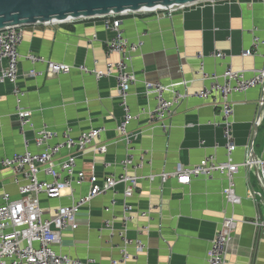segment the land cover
Segmentation results:
<instances>
[{
	"label": "crops",
	"instance_id": "crops-1",
	"mask_svg": "<svg viewBox=\"0 0 264 264\" xmlns=\"http://www.w3.org/2000/svg\"><path fill=\"white\" fill-rule=\"evenodd\" d=\"M120 18L125 37L142 42L132 56L130 69L135 82L127 97L129 112L135 117L127 131L136 134L133 163L127 173L138 178L137 186L127 199L123 186L118 185L82 207L76 215L77 228L64 230L55 248L71 257H91L96 264H109L112 258L119 257L115 245L122 242L116 233L124 225L127 235L143 245L139 253L135 243L128 246V252L135 255L133 264H207L210 241L225 213L232 209L223 195L225 177L219 173L211 177L199 175L181 184L172 177L162 182L160 175L179 165L202 164L208 156L215 162L226 160L221 112L211 98H201L197 93L210 85L211 75H220L227 65L246 71L264 67V44H258L254 55L241 54L251 47L254 36L264 40V0L206 1L170 13L128 14ZM24 31L18 46L21 58L16 86L23 93L18 104L30 112V125L20 130L15 94L11 85L0 84V159L21 153L25 147L31 152L40 150L34 144V135L43 127L58 135L69 130L75 138L91 128L105 129L96 143L106 145V152L88 151L76 159V170L84 173L85 181L73 184L60 198L40 196L45 215L52 216L58 206L68 205L87 193L92 175L102 180L109 173L123 172L120 162L128 146L116 128L124 113L113 78L97 79L78 69L67 74L32 76L31 70L43 71L45 65L31 63L24 55L31 52L51 61L102 70L116 55L106 53L104 42L111 33L99 17L27 25ZM216 51L224 53V58L213 56ZM145 81L173 85L172 89L183 95L167 118L166 131L149 125L146 112L155 105V98L144 93ZM184 81L185 85L181 83ZM172 95V91L164 93L169 99ZM262 97L263 84L229 95L234 162H242L250 148L262 154ZM72 152L61 151L56 162ZM234 183L241 203L233 211L241 222L234 231L225 264H264V237H259L250 223L258 209L248 197V188L260 191L259 185L254 173L243 167H239ZM4 191L11 198L19 196L11 171L0 167V202ZM111 199L116 201L113 206ZM124 202L132 205L133 219L127 224L122 222ZM105 218L113 219L115 234L111 240L102 226Z\"/></svg>",
	"mask_w": 264,
	"mask_h": 264
},
{
	"label": "built area",
	"instance_id": "built-area-1",
	"mask_svg": "<svg viewBox=\"0 0 264 264\" xmlns=\"http://www.w3.org/2000/svg\"><path fill=\"white\" fill-rule=\"evenodd\" d=\"M206 1L201 0L185 5H172L168 8H155L151 10H141L138 12H124L100 16L104 27L111 33L110 37L104 42L106 53L116 55L114 61H108L105 68H89L85 64H67L51 61L35 53H26L24 58L31 63H42L45 69L42 71L31 70L32 76L37 75H60L67 74L72 69L93 75L97 79L111 77L115 80L118 90L119 105L123 109V117L117 125V131L123 141L128 146L125 158L120 162L123 172L118 175L107 174L102 180H98L92 175L89 179V189L87 193L72 199L70 204L58 206L52 216H46L41 205L40 196L47 199L60 198L66 189H71L72 185H80L85 181L84 173L76 170V159L88 151L105 153L106 145L97 144L96 139L105 131L102 127L91 128L79 133L75 138L71 136L69 130L62 131L60 135L54 130L40 128L35 132L34 144L40 149L31 152L27 147L21 153H13L10 156L0 159V167L11 171L14 183L17 185L19 196L11 198L8 192L1 194L0 202V264H96L91 257L84 259L71 257L56 250L55 246L60 244L61 234L66 229H76V215L79 210L88 205L93 199L100 195H105L123 186V196L125 199L131 197L136 186L137 177L127 173V168L133 163V141L136 134L127 131L128 123L135 117L129 112L127 97L131 86L135 82V76L130 69L132 56L141 48L140 40L129 41L121 27V16L139 13H170L178 8L190 7ZM221 1V0H220ZM228 1V0H226ZM72 20H68L69 22ZM64 23V22H52ZM52 23H41L49 25ZM24 25H13L0 29V84L11 85L14 92L17 106L15 115L18 126L23 132L25 126L30 125V112L21 107L18 103L22 92L17 90L18 62L21 55L18 46L21 43L25 30ZM259 43L264 44V40L254 36L251 47L242 51V56L254 55ZM216 58H224V53L216 51L212 53ZM201 57V54H198ZM202 68V67H201ZM202 75L207 74L202 72ZM211 83L208 87L200 90L197 96L201 98H211L214 105L219 108L222 116V129L225 138L226 160L215 162L212 156H208L202 164L190 167L180 165L172 172L162 173L160 179L165 182L170 177L176 178L181 184L190 182L192 177L203 175L211 177L213 173L222 174L225 177V187L223 195L226 203L232 208L225 213L210 241L207 252V264H225L228 248L232 243L234 231L241 222L233 211L235 205L241 203L240 196L235 190V175L239 167L250 169L257 180L260 191L248 188V197L257 207V212L250 222L259 237H264V143L261 155L255 154L250 148L245 159L234 162L232 153L235 150L233 141L230 117L232 108L229 102V95L235 92H243L264 82V67L252 69L250 71L234 69L227 65L220 75H211ZM183 85L186 81L181 82ZM173 85H163L158 82H144V93L153 94L155 105L146 113L151 128H161L163 131L168 129L167 118L172 114L175 106L181 101L183 95L174 91ZM172 91L171 98H166L164 93ZM59 138L55 143L49 141ZM63 150H73L64 160L56 162L57 155ZM105 166L108 163L104 164ZM42 175V177H41ZM150 179L153 175L149 176ZM113 206L116 201L111 199ZM110 208L107 207L106 210ZM146 212L141 211V215ZM133 219L132 205L123 203L122 222L127 224ZM108 231V239L111 240L115 234L113 219L105 218L102 224ZM118 234L122 244H116L119 250V257L112 258L109 264H133L135 255L130 254L128 246L135 243L136 252L142 250L143 245L140 240L130 238L122 225Z\"/></svg>",
	"mask_w": 264,
	"mask_h": 264
},
{
	"label": "water",
	"instance_id": "water-1",
	"mask_svg": "<svg viewBox=\"0 0 264 264\" xmlns=\"http://www.w3.org/2000/svg\"><path fill=\"white\" fill-rule=\"evenodd\" d=\"M198 1L201 0H0V29L168 8Z\"/></svg>",
	"mask_w": 264,
	"mask_h": 264
}]
</instances>
